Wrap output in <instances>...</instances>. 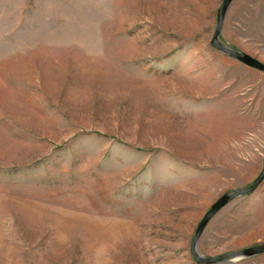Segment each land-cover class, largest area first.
<instances>
[{
    "label": "rangeland",
    "instance_id": "rangeland-1",
    "mask_svg": "<svg viewBox=\"0 0 264 264\" xmlns=\"http://www.w3.org/2000/svg\"><path fill=\"white\" fill-rule=\"evenodd\" d=\"M223 1L0 0V264H203L198 223L264 167V73L211 45ZM219 41L264 65V0ZM258 245L264 180L198 250Z\"/></svg>",
    "mask_w": 264,
    "mask_h": 264
},
{
    "label": "water",
    "instance_id": "water-1",
    "mask_svg": "<svg viewBox=\"0 0 264 264\" xmlns=\"http://www.w3.org/2000/svg\"><path fill=\"white\" fill-rule=\"evenodd\" d=\"M231 1L232 0H224L221 7L217 11V25L212 35L211 45L215 47L216 49H218L220 52L234 58L235 60L239 61L245 66L264 73V65L262 63L258 62L257 60L249 56L242 55V54L228 50L219 41V35H220L221 27H222L223 15ZM263 180H264V167L262 171L259 173V175L257 176V178L253 181V183L249 187L245 189H237V190L232 191L231 193L221 196L205 213V215L202 217L201 221L198 223L195 229V233L192 238L191 247H190L191 254L193 255L194 259L198 263L232 264L235 260H242V259H246L249 257L264 254V245H258V246H254V247H251V248H248V249L236 252V253H228V254L219 255L216 257H209V258L201 257L199 250H198V242H199L200 236L203 232L205 225L208 223V221L222 207H224L227 203H229L233 199L237 197H241V196L251 195L261 185Z\"/></svg>",
    "mask_w": 264,
    "mask_h": 264
},
{
    "label": "bare ground",
    "instance_id": "bare-ground-1",
    "mask_svg": "<svg viewBox=\"0 0 264 264\" xmlns=\"http://www.w3.org/2000/svg\"><path fill=\"white\" fill-rule=\"evenodd\" d=\"M202 92H203V93H205V92H206V93H211L210 90H205V91L203 90Z\"/></svg>",
    "mask_w": 264,
    "mask_h": 264
}]
</instances>
